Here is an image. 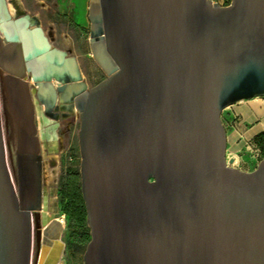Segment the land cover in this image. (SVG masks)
<instances>
[{
	"label": "water",
	"instance_id": "obj_1",
	"mask_svg": "<svg viewBox=\"0 0 264 264\" xmlns=\"http://www.w3.org/2000/svg\"><path fill=\"white\" fill-rule=\"evenodd\" d=\"M13 3L14 15L0 0L16 172L0 101V264H32L44 200L35 102L49 113L58 101L80 117L84 264H264V159L251 172L227 165L221 119L264 98V0H90L91 54L107 77L91 89ZM62 231L53 219L37 264H59Z\"/></svg>",
	"mask_w": 264,
	"mask_h": 264
},
{
	"label": "rangeland",
	"instance_id": "obj_2",
	"mask_svg": "<svg viewBox=\"0 0 264 264\" xmlns=\"http://www.w3.org/2000/svg\"><path fill=\"white\" fill-rule=\"evenodd\" d=\"M9 1V0H8ZM220 7L230 5L231 0H211ZM25 12L36 18L47 35L53 29L51 44L53 47L70 53L78 61L84 82L94 88L107 77L95 62L90 48L89 2L90 0H18ZM10 10L13 7L9 5ZM1 37V34H0ZM0 101L4 135L8 151V164L12 177L16 181L13 154L8 140V117L6 110V95L0 73ZM230 109H225L222 122L229 136L228 153L246 155L249 160L257 150L250 143L264 144V98L237 103ZM237 115V116H235ZM48 118V117H47ZM53 121L52 119H49ZM36 121L39 126L38 116ZM80 117L74 116L60 120L57 129L55 152L42 145L43 155V190L48 196L47 213L57 215L64 222L62 241L66 244L59 264H84V253L91 239V230L87 223V214L81 193V154L79 146ZM263 135L258 140L257 137ZM255 164L251 163L248 170L252 171ZM71 179L76 180L75 192L80 196L82 207L69 206L65 199ZM80 216L75 218L76 210ZM33 214L34 250L32 264H37L42 229V212Z\"/></svg>",
	"mask_w": 264,
	"mask_h": 264
},
{
	"label": "bare ground",
	"instance_id": "obj_3",
	"mask_svg": "<svg viewBox=\"0 0 264 264\" xmlns=\"http://www.w3.org/2000/svg\"><path fill=\"white\" fill-rule=\"evenodd\" d=\"M9 4L10 3L8 2V7H9ZM15 4L17 6H19L20 9L24 10L22 8L21 4L18 2V0H16ZM9 10H10V8H9ZM14 11H15V8L13 6V10H10V12L14 15L15 14ZM35 104H36V106H38L37 102H35ZM36 114L38 116V121H39L38 128H39V136H40V140H41L42 145L44 147H48L51 152L56 151L57 150V147H56L57 130L55 129L54 124L51 123V121L48 120L44 116V114L42 113V110L39 107L36 108ZM12 154H13V161H15L14 152H12ZM231 159H233V161L237 162V160L236 159L234 160L233 157ZM47 200H48V196L44 192V200H43V209H44V211L42 212V218H41L42 229H41V234H40V248H39V251H38V257L40 255L41 244H42L43 238L46 237L45 231H47V229L52 225V220L55 219L57 221H60V223L62 224V227L64 229V222L61 219H58L57 215L55 213H53V214L47 213ZM47 219H50V221L46 222V224H45V221ZM52 235L54 236V233ZM44 255L45 254H42V257ZM38 257H37V260H38Z\"/></svg>",
	"mask_w": 264,
	"mask_h": 264
},
{
	"label": "built area",
	"instance_id": "obj_4",
	"mask_svg": "<svg viewBox=\"0 0 264 264\" xmlns=\"http://www.w3.org/2000/svg\"><path fill=\"white\" fill-rule=\"evenodd\" d=\"M228 109H230V108H228ZM225 112H226V110L223 112V114ZM235 116H237V115H235ZM252 146L255 147L257 150V153L255 155H251V157H249V160H246L245 154L237 155L238 161L237 162L234 161L232 164H230L232 154L228 153V149H227V152H226V163H227V165H229L230 167L240 169L242 171L251 172L248 169H249L251 163H253V164H255V167L252 169V171L255 170L257 168V166L260 164V162L264 159V144L258 145V144L253 143V142L250 143L248 148H250L251 151H253V149L251 148Z\"/></svg>",
	"mask_w": 264,
	"mask_h": 264
},
{
	"label": "flooded vegetation",
	"instance_id": "obj_5",
	"mask_svg": "<svg viewBox=\"0 0 264 264\" xmlns=\"http://www.w3.org/2000/svg\"><path fill=\"white\" fill-rule=\"evenodd\" d=\"M16 2V0H13ZM12 0H9L8 2L10 3L9 5H11L12 7L14 6V3H13ZM15 12V11H14ZM52 32H53V29L51 28V31L49 32V35L48 38L51 42V39L50 37L52 36ZM60 50V49H59ZM63 51V50H62ZM66 52V51H65ZM70 54V53H69ZM89 88V87H88ZM90 89V88H89ZM39 107L41 110H42V113L44 114V116L49 119H52L53 121H51V123L54 124V127L55 129L57 130L59 127H60V120L62 119H66V118H70L72 116H74V114H76L77 112H75L74 114L70 113V106L69 105H66V104H62L61 102H57L56 103V106L49 112V113H46L45 110H44V107L42 105H38L36 106V108ZM47 118V119H48ZM39 122V121H38ZM57 126V127H56ZM49 149V148H48ZM55 152V151H54ZM36 213V212H35ZM66 246V244H65Z\"/></svg>",
	"mask_w": 264,
	"mask_h": 264
},
{
	"label": "trees",
	"instance_id": "obj_6",
	"mask_svg": "<svg viewBox=\"0 0 264 264\" xmlns=\"http://www.w3.org/2000/svg\"><path fill=\"white\" fill-rule=\"evenodd\" d=\"M263 138V135H260L257 137L258 140L262 139ZM76 180L75 179H71L70 182H69V187L67 189V195L65 197V199L69 200V206H78V207H82V201L80 199V196L75 192L76 190ZM78 209L76 210V213H75V218L74 219H77L78 216H80L78 214Z\"/></svg>",
	"mask_w": 264,
	"mask_h": 264
},
{
	"label": "crops",
	"instance_id": "obj_7",
	"mask_svg": "<svg viewBox=\"0 0 264 264\" xmlns=\"http://www.w3.org/2000/svg\"><path fill=\"white\" fill-rule=\"evenodd\" d=\"M229 148H230V142H229V136H227V149H229ZM231 157H233L234 159H236L238 161V156L236 154L231 156Z\"/></svg>",
	"mask_w": 264,
	"mask_h": 264
}]
</instances>
